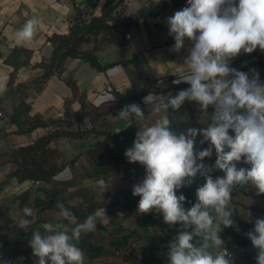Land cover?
I'll use <instances>...</instances> for the list:
<instances>
[{"label": "clouds", "instance_id": "9594fccd", "mask_svg": "<svg viewBox=\"0 0 264 264\" xmlns=\"http://www.w3.org/2000/svg\"><path fill=\"white\" fill-rule=\"evenodd\" d=\"M38 23L29 19L17 31V39L30 41ZM166 23L175 41L173 51L179 52L186 39L193 44L182 66L183 75L174 81L190 87L167 99L146 98L152 112L162 106L164 115L148 125L137 121L140 128L124 153L129 163L145 168V176L133 186L132 195L140 197L139 213L155 210L162 213L165 223L182 225L183 230L168 245L169 264H232L220 238V226L234 224L233 210L228 207L231 192L237 185L251 184L258 194H264V83L258 73L250 78L230 67L229 61L241 52L253 53L257 47L264 51V0H187V6L168 17ZM186 100L197 102L205 116L209 106L215 111L206 128L176 134L167 110H178ZM119 115L126 119L144 117L136 104L126 106ZM197 135L212 147L195 152ZM213 147L215 168L224 173L215 179L208 174L212 169L202 163L211 157ZM242 160L250 167L238 168ZM198 174L205 176V183L196 189L195 204L185 209L186 198L177 195V190L190 185ZM56 206L60 211L55 224L44 222L33 229V220L19 221L21 229L32 230L29 244L38 258L36 264H85L77 243L82 233L95 231L97 218L105 217V211L77 222L63 203ZM23 213L25 217L34 215L28 207ZM65 220L74 225L70 234ZM247 236L257 250L256 264H264V218L255 220ZM210 248L218 251L214 254Z\"/></svg>", "mask_w": 264, "mask_h": 264}, {"label": "trees", "instance_id": "16d2710c", "mask_svg": "<svg viewBox=\"0 0 264 264\" xmlns=\"http://www.w3.org/2000/svg\"><path fill=\"white\" fill-rule=\"evenodd\" d=\"M125 0H104L101 13L99 15L87 16L78 2L75 3L76 13L69 26L67 33L54 32L48 36V40L53 46L52 56L49 60L42 59L34 61V49L24 44L14 45L8 54L3 57L5 63L13 66L10 74L6 93L2 100H7L12 108L6 110V115L12 122L18 124L20 132H31L38 127H49L50 130L33 140L18 144L0 154V158L11 161L15 167L7 174L6 179L1 185L6 184L15 178L18 181L31 180L34 183L43 182L35 191L27 189L17 197L24 205L30 204L36 208L38 218L44 219L48 214L58 212L57 202H61L69 208L76 217L77 222H83L88 215L104 208L105 212L111 217L112 223H118L127 219L134 208H138L140 197L132 195L131 188L118 190L113 201H108L106 193L100 194L90 185L80 183L76 178L55 179L66 163L61 160L62 153L58 147L51 143L55 138L66 136L72 138H88L94 136L95 141L88 149V154L93 161L92 169L82 174L94 180H109L116 173L123 172L126 178L137 184L145 176V168L139 163H129L124 155L126 149L133 145L135 134L139 130L136 123L116 127L107 121L100 112L99 107H95L87 99L86 92L80 91L76 79L71 75H64L65 64L69 58H80L88 62L99 71H107L109 68L119 64H128L136 59V55L131 58H121L110 62H103L98 51L109 42H115L120 47L128 46L129 41L126 34L132 26L138 25L142 20L150 16H157L163 11L179 6H187V0H147L129 15H123ZM26 66H36L42 68L43 72L36 77L20 81L18 71ZM229 66L238 71L245 72L251 78L255 73L259 74V80L264 83V51L256 49L248 55L237 56L229 61ZM55 73L62 75L67 84L72 88L73 98L78 97L82 107L77 111L73 118L69 115V108L65 110V117H47L40 114L30 113V103L27 101L29 90L40 91L43 89L48 79ZM231 77H229L230 79ZM179 79L178 76L171 75L161 81L149 77L143 80L142 85L129 92L121 90L112 84H108L113 99L112 101L121 108L136 104L143 97L151 92H168L182 90L190 87L189 84L181 82L174 83ZM72 98V99H73ZM115 98V99H114ZM69 102V100H67ZM210 109L214 112L213 106ZM89 117L92 124L84 127L82 122ZM230 135H234L229 130ZM208 146L212 147L210 142ZM199 152L201 150H194ZM217 155L214 147L211 157H205L202 163L211 168L208 174L213 179L223 177L224 173L215 168ZM75 160L72 158L69 163ZM201 163V161H198ZM237 167L248 168L250 165L242 163ZM205 183V176L197 175L190 185H186L177 190V195L185 196L184 207L189 209L196 202V189ZM39 191H42L40 193ZM238 192L251 196L255 199L264 200V194H258L257 190L251 185H237L231 192L233 199ZM33 193H36L33 196ZM103 197V198H102ZM231 199V201H232ZM233 210L232 219L237 225L230 227L220 226V238L224 241L232 238L242 245L252 246L247 233L254 229V224L241 218L237 207L233 204L228 205ZM251 209L258 210L264 214V206H251ZM145 222L152 229L144 244L138 246L132 244L133 237L141 236L136 228H126L122 225L117 227L118 235L110 239L108 243H101L93 233H82L77 246L82 249L91 259L105 255L121 258L131 264H169L167 262L166 251L168 252L169 243L183 230L182 225L177 223L169 225L164 222L163 215L153 210L144 214ZM9 222V220H8ZM68 225L69 221H63ZM74 227H68L69 234ZM96 228L105 229L106 225L97 218ZM191 231V229H188ZM18 239L11 241L5 232L0 233L2 252L4 254V264H9L11 260L22 264H30L33 255L31 247L26 246L28 239L32 236L23 229L15 230ZM198 239V238H197ZM196 242L195 240L193 241ZM255 249V248H254ZM214 254L212 248L209 249ZM256 250V249H255Z\"/></svg>", "mask_w": 264, "mask_h": 264}, {"label": "crops", "instance_id": "0c3cea01", "mask_svg": "<svg viewBox=\"0 0 264 264\" xmlns=\"http://www.w3.org/2000/svg\"><path fill=\"white\" fill-rule=\"evenodd\" d=\"M147 0H125L124 9L122 14L129 15L137 11V9ZM78 2L87 16L99 15L101 13L104 0H0V53L3 57L9 53L11 48L17 44H24L34 49V61H41L42 59L49 60L52 56L53 46L48 40V36L54 32L67 33L71 25L74 15L76 13L75 3ZM184 6L170 8L157 16H150L142 20L138 25L132 26L129 29L128 46L120 47L115 42H109L98 51V55L103 62H110L121 58H131L136 55V59L128 64H119L109 68L107 71H99L91 66L88 62L80 58H69L65 64L64 75L73 76L80 91L87 94V99L90 103L95 104V107L100 108V112L104 115L105 119L116 127L136 123L140 128L141 122L145 125L154 123L157 118L164 115V109L161 106L159 111L152 112V105L146 102L155 97H164L167 99L169 96H175L180 90H173L168 92H151L138 103L144 113V117L140 118L133 116L130 119L122 118L119 114L124 109L116 105L112 99L113 95L108 88V84L124 91H133L139 88L143 80L147 77L161 81L171 75H183V64L185 58L189 54V50L193 44L189 40H185L183 48L179 51H173L174 38L169 35L168 25L166 19L172 16L176 11L181 10ZM37 19L39 21L35 34L30 41H21L17 39L16 33L29 19ZM257 49H259L257 47ZM248 55L241 52L238 56ZM3 57L0 58V154L5 150L16 146L21 143L33 140L43 134H46L49 127H38L31 132H20L18 124L12 122L6 115V110L10 103L7 100H2L3 95L7 90V83L13 66L4 62ZM236 58V57H235ZM43 70L36 66H26L21 68L17 77L20 81L30 80L37 75L42 74ZM58 73L53 74L47 81L45 87L40 91L31 89L27 95V101L30 103V113L40 114L47 117H65V110L69 108V115L74 117L75 113L79 111L82 104L78 97L73 98L72 88L64 80V77ZM189 88V87H187ZM185 88V89H187ZM184 90V89H182ZM73 98V99H72ZM69 100V102H67ZM214 112L209 108L207 109V116L200 110V106L195 101L186 100L178 110L168 108L167 114L171 121V130L176 134L187 133L189 128L204 129L211 123L210 117ZM92 124L89 117H86L82 125L90 127ZM89 146L83 152L81 147L83 138L72 137H58L52 141V145L61 150V160L66 163L64 169L58 173L55 179L63 178H76L80 183L90 185L100 194L106 193L108 201H113L118 190L123 188H131L134 183L130 178H126L123 172L116 173L109 180L98 179L94 180L88 177H83L82 174L89 172L92 169L93 161L88 154V149L95 141L94 136H89L87 139ZM209 141H205L202 135H197L195 139L194 150H203L209 148ZM75 158L69 163V160ZM243 162V160L241 161ZM238 165V164H237ZM15 167L11 161H5L0 158V207L8 206V200L15 199L17 204V211L12 212V209L1 208V214L7 216L9 222L0 228V233L5 232L8 240L14 241L18 239V233L15 228L12 232L7 230L16 226V222L11 219L15 217L16 220L27 218L33 220V229L40 228L44 222L55 224L58 220L59 213L53 212L48 214L44 219L37 216L36 208L32 205H24L20 202L17 194L27 190L35 189L43 182L34 183L31 180L18 181L13 178L4 185H1L7 174ZM64 173V174H63ZM129 182V183H128ZM43 194L42 191H39ZM36 193H33V196ZM103 198V197H102ZM230 204L237 207L241 218L252 224L258 218H264V214L258 210L251 209V206H264V200L255 199L244 193L238 192L234 195ZM19 207V209H18ZM25 207L31 208L34 215L25 217L23 209ZM101 208L99 212H104ZM105 217L99 219L106 225L105 229L96 228L93 233L101 243H108L111 238L118 235L117 227L122 225L126 228L138 229L141 236H134L132 244L142 245L147 240L150 231L156 230L160 232L158 227L152 229L145 220L143 213L138 212V208L131 211L129 217L118 223H112L111 217L105 212ZM138 216V221L131 220L132 215ZM234 224L237 225L236 221ZM72 223H68L67 227H72ZM43 232V229H40ZM28 232L32 236V230ZM28 239L26 246L30 247ZM227 240V239H226ZM224 240V241H226ZM214 252L217 249L212 248ZM84 252V251H83ZM166 251V257L167 255ZM85 264H131L121 258L111 255L101 256L91 259L85 252ZM257 250L253 246L243 245L242 252L238 256L240 264H256ZM37 257L31 258L30 264H36ZM167 262L169 263L168 257ZM9 264H16L11 260Z\"/></svg>", "mask_w": 264, "mask_h": 264}, {"label": "rangeland", "instance_id": "374dc122", "mask_svg": "<svg viewBox=\"0 0 264 264\" xmlns=\"http://www.w3.org/2000/svg\"><path fill=\"white\" fill-rule=\"evenodd\" d=\"M2 111V110H1ZM3 112V111H2ZM91 139L89 138V139H87V138H83V141H82V145H81V147L83 148V152L84 151H86L87 150V148H88V146H89V141H90ZM243 162H240V163H238V165H241ZM64 174V173H63ZM129 183V182H128ZM113 200H114V198H113ZM8 210L9 209H12V212H15V211H17L16 209H17V204H16V202H15V199L12 197V199L10 200H8ZM7 207H5V206H2V207H0V212H1V208H7ZM18 209H19V207H18ZM11 219L13 220V221H15L16 222V226H14L13 228H10V229H8L7 231L8 232H12L15 228H17V227H19L18 225H19V221H20V219L19 220H16L15 219V217H11ZM131 220L135 223V222H137L138 221V216L136 215V214H133L132 215V218H131ZM8 222V218H7V216H4V214H1L0 213V228H3V226H5V224ZM16 264H22V263H19V262H16Z\"/></svg>", "mask_w": 264, "mask_h": 264}, {"label": "built area", "instance_id": "2783aa9c", "mask_svg": "<svg viewBox=\"0 0 264 264\" xmlns=\"http://www.w3.org/2000/svg\"><path fill=\"white\" fill-rule=\"evenodd\" d=\"M129 37V33L126 34ZM2 112L0 111V115ZM223 248L229 253L228 258L231 259L232 264H240L238 256L242 252L243 245L236 242L234 239L229 238L224 241ZM218 251V250H217ZM222 251V249L220 250ZM0 264H4V254L2 252V243L0 242Z\"/></svg>", "mask_w": 264, "mask_h": 264}]
</instances>
